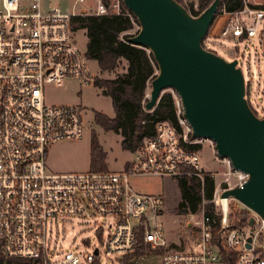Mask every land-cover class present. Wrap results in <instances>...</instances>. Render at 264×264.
<instances>
[{
  "label": "built area",
  "instance_id": "1",
  "mask_svg": "<svg viewBox=\"0 0 264 264\" xmlns=\"http://www.w3.org/2000/svg\"><path fill=\"white\" fill-rule=\"evenodd\" d=\"M93 2L92 8L83 7L84 14L127 15L132 19L120 0ZM220 13L223 20L212 38L254 41L263 35V4L243 0L240 9L229 11L222 6ZM73 15L59 8L42 11L40 0L26 6L20 0H0V256L26 259L28 264H101V249L121 258L132 254L141 240L160 258V264H226L223 254H234L235 264H264V219L243 205L254 218L253 225L229 224V204L237 200L221 195L242 187L248 174L234 170L227 158L214 156L224 170L218 182L214 181L213 215L204 213L203 203L199 213L187 214L185 233L175 239L166 236L161 220L164 197L139 194L130 188V176L177 178L182 165L191 166L193 174L202 177L199 150L187 146L206 139L191 136L187 121L180 116L179 97L172 89L178 98L176 104L173 97L180 130L167 121L156 123L155 135L142 139L125 170L46 171L47 147L83 134L80 108L48 104L47 86H60L71 78L85 86L95 80L84 52L73 42ZM139 30V24L134 22L133 29L126 33L131 37ZM206 38L203 47L208 49ZM232 59L241 68L238 59ZM249 96L245 84V98L258 116ZM73 218H99L95 234L99 238L107 234L101 245L93 246L90 252L57 248L53 235L57 221ZM249 236L252 241L247 247ZM259 238L263 239L261 252H257ZM82 244L89 242L85 239Z\"/></svg>",
  "mask_w": 264,
  "mask_h": 264
},
{
  "label": "water",
  "instance_id": "2",
  "mask_svg": "<svg viewBox=\"0 0 264 264\" xmlns=\"http://www.w3.org/2000/svg\"><path fill=\"white\" fill-rule=\"evenodd\" d=\"M122 2L140 26L129 42L151 52L158 69L145 110L152 111L161 94L172 89L191 136L212 141L218 157L248 174L242 187L224 191L222 198L234 197L264 219V116L258 117L245 98L237 60H226L202 45L220 0H212L196 16L176 0ZM253 223L250 217L248 225ZM246 241L250 247L252 237Z\"/></svg>",
  "mask_w": 264,
  "mask_h": 264
},
{
  "label": "rangeland",
  "instance_id": "3",
  "mask_svg": "<svg viewBox=\"0 0 264 264\" xmlns=\"http://www.w3.org/2000/svg\"><path fill=\"white\" fill-rule=\"evenodd\" d=\"M90 1V0H89ZM111 1V0H110ZM190 9L198 10V0H181ZM23 5H30L32 0H20ZM251 3H263L264 0H249ZM94 6V2H78L77 0H40L42 11L59 8L67 14H77L83 7ZM222 8V7H221ZM220 8V9H221ZM192 11V10H191ZM189 12V11H188ZM202 12V11H201ZM200 12V13H201ZM190 13V12H189ZM80 14V13H79ZM191 14V13H190ZM218 12L214 19L220 17ZM213 23V22H212ZM264 23V20L263 22ZM209 35L205 40L206 47L222 56L226 60L237 58L242 69L246 87L249 89V101L251 107L259 117L264 116V32L261 37L254 41H236L230 37H215ZM74 44L82 51L86 50L87 37L84 30H77L73 33ZM88 70L96 78H111L115 73L124 71L125 62L122 61L115 72H102L95 60L85 58ZM158 70L155 71V74ZM150 91L147 88V93ZM178 102L176 94L171 89H166ZM46 102L48 104H72L80 108L83 117V134L78 139L59 140L51 143L46 151V171L51 173H82L95 171L90 168L91 159V136L95 133L97 142L105 153V171L120 172L125 170V166L132 158V153L123 150L121 146V136L112 130H105L94 121L95 112L113 117L114 109L110 97L104 95L95 83L82 85L77 79H66L60 86H47L45 90ZM146 103V102H145ZM262 107V110H260ZM149 112V111H148ZM199 156L202 169L213 175L217 183L221 177L220 172L224 166L215 159L214 144L209 140H202L200 143ZM212 144V145H211ZM130 188L139 194L162 195L166 201L163 221L166 236L175 239L178 235H184L183 226L187 219V214H180L177 205L180 201V193L177 187L176 178L161 177L150 174L134 175L128 178ZM213 209L216 205L213 203ZM202 210V206L200 208ZM247 212L246 208L238 201H231L229 204L228 221H237L229 218L235 212ZM199 213V211L197 212ZM99 218H73L67 221H57L53 235L57 248L65 251L69 248L84 252H90L93 246H100L107 234L102 238L95 234ZM243 224L236 225L242 226ZM88 240V245H83V240ZM98 257L101 264H122L123 257L106 254L101 249ZM130 264H160V258L156 255L147 254ZM222 264V263H220Z\"/></svg>",
  "mask_w": 264,
  "mask_h": 264
},
{
  "label": "trees",
  "instance_id": "4",
  "mask_svg": "<svg viewBox=\"0 0 264 264\" xmlns=\"http://www.w3.org/2000/svg\"><path fill=\"white\" fill-rule=\"evenodd\" d=\"M176 1L196 16L212 0H198L197 11L193 10L192 4H190L189 9L181 0ZM120 3L124 10H128L122 0ZM222 6L229 11L237 10L243 6V0H220L214 18ZM128 12L132 19L127 15L75 14L71 18V28L73 31L84 30L87 37L84 54L87 58L95 60L102 72H115L122 61L126 63L124 71L115 73L111 78L103 79L95 76L94 83L98 85L104 95L111 99L114 116L109 117L102 112H95L94 121L103 129L112 130L119 134L123 150L133 153L143 138H150L155 135L156 123L167 121L176 129L180 130V128L175 100L171 93L164 92L161 94L152 111L148 112L144 108V104L148 100L145 97L148 83L158 69L151 52L129 42L130 35L126 32L133 29V23H137V20L130 11ZM187 148L199 150L201 145L192 144L188 145ZM104 159L105 153L98 144L95 133H93L91 136V170L105 171ZM127 167L128 164L125 169ZM180 171L181 174L176 178L180 193V201L176 208L178 213L184 215L197 213L204 203V213L213 215L211 199L214 191V179L211 174L202 170V177L200 178L193 174V168L189 165H182ZM234 217L237 221L231 222L232 226L240 224L247 226L249 223L248 212L241 211L229 215L230 220ZM257 244V252L263 251L262 238L257 240ZM147 254L154 255L156 253L145 248L140 240L132 254L123 256L122 264H130L132 260ZM222 261L226 264H235V256L234 254H223ZM28 263L26 259H8L0 256V264ZM93 264L99 263L94 261Z\"/></svg>",
  "mask_w": 264,
  "mask_h": 264
},
{
  "label": "crops",
  "instance_id": "5",
  "mask_svg": "<svg viewBox=\"0 0 264 264\" xmlns=\"http://www.w3.org/2000/svg\"><path fill=\"white\" fill-rule=\"evenodd\" d=\"M90 1H93V0H90ZM90 1L88 0V2H90ZM261 4H264V2ZM217 19H219V20H216V19L213 20V23L211 24V26L209 28V31L211 30V32H210L211 35H214L218 32L220 25L222 23L223 19L221 17H218Z\"/></svg>",
  "mask_w": 264,
  "mask_h": 264
}]
</instances>
